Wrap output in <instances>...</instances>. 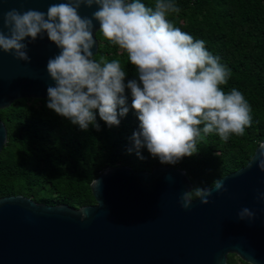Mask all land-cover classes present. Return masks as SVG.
<instances>
[{
  "label": "water",
  "instance_id": "water-1",
  "mask_svg": "<svg viewBox=\"0 0 264 264\" xmlns=\"http://www.w3.org/2000/svg\"><path fill=\"white\" fill-rule=\"evenodd\" d=\"M60 2L67 0H0V28L7 34L3 14L11 9L46 12ZM97 9L82 6L79 13L91 18ZM93 24L95 56L100 24ZM24 43L30 61L0 50V110L23 98L47 99L48 87L55 86L47 64L60 49L46 33ZM7 141L8 129L0 118V154ZM261 159L264 142L246 165L219 179L227 191L206 187L213 193L210 203L195 197L187 210L180 200L192 190L191 178L167 165L149 171L127 165L108 168L91 183L96 203L80 208L37 202L22 194L3 196L0 264H228L229 254L264 264ZM244 207L255 213L254 220L239 219Z\"/></svg>",
  "mask_w": 264,
  "mask_h": 264
},
{
  "label": "clouds",
  "instance_id": "clouds-1",
  "mask_svg": "<svg viewBox=\"0 0 264 264\" xmlns=\"http://www.w3.org/2000/svg\"><path fill=\"white\" fill-rule=\"evenodd\" d=\"M93 5L98 9L91 18L80 15L82 6ZM180 10L174 0H154L151 7L141 0H67L51 4L46 12L11 9L3 14L8 32L0 28V50L30 61L24 41L30 37L34 42L46 33L60 49L47 64L55 81L47 89V107L83 130L90 124L99 128L97 109L109 126H118V116L129 110L123 96L128 88L140 121V131L134 133L136 147L146 146L162 164L175 165L198 152L202 133L216 132L227 141L231 134L243 136L252 122L244 95L235 88L227 93L220 88L227 84L230 70L203 40H194L168 19ZM93 20L99 22L105 39L126 52L136 79L125 84L127 73L118 59H94ZM259 168L264 171V159ZM213 188L227 191L221 180L214 181ZM194 192L204 205L210 203L211 189ZM259 198L264 199V193ZM180 202L190 209L192 191L184 193ZM86 217L85 212L82 219ZM238 217L251 221L255 213L244 207Z\"/></svg>",
  "mask_w": 264,
  "mask_h": 264
},
{
  "label": "trees",
  "instance_id": "trees-1",
  "mask_svg": "<svg viewBox=\"0 0 264 264\" xmlns=\"http://www.w3.org/2000/svg\"><path fill=\"white\" fill-rule=\"evenodd\" d=\"M153 6L154 0H141ZM181 9L168 19L205 48L230 70L227 92L235 88L251 106L252 122L243 136L231 134L224 141L216 133L201 134L198 152L175 165L162 164L146 146L137 148L134 133L140 121L132 108L133 96L123 94L128 113L118 116V126H109L95 110L96 124L83 130L47 107V99L23 98L0 110L8 129V141L0 154V198L22 194L37 202L68 204L75 208L95 204L91 183L108 168L127 165L149 171L156 165L186 171L194 189L238 170L264 142V0H174ZM99 52L94 59L120 60L128 80L136 79L135 66L126 52L97 33ZM117 111H120L118 107ZM139 153V154H138ZM143 157V158H141ZM228 264H250L229 254Z\"/></svg>",
  "mask_w": 264,
  "mask_h": 264
}]
</instances>
